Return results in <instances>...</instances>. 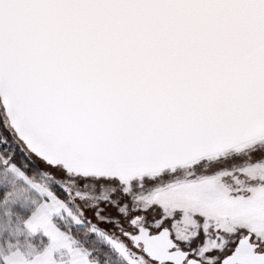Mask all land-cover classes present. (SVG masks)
I'll use <instances>...</instances> for the list:
<instances>
[{"label": "snow or ice", "instance_id": "1", "mask_svg": "<svg viewBox=\"0 0 264 264\" xmlns=\"http://www.w3.org/2000/svg\"><path fill=\"white\" fill-rule=\"evenodd\" d=\"M0 264H264V0H0Z\"/></svg>", "mask_w": 264, "mask_h": 264}]
</instances>
